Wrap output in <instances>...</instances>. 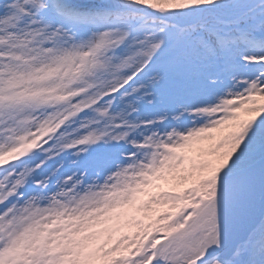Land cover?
Listing matches in <instances>:
<instances>
[{
    "label": "snow or ice",
    "instance_id": "obj_1",
    "mask_svg": "<svg viewBox=\"0 0 264 264\" xmlns=\"http://www.w3.org/2000/svg\"><path fill=\"white\" fill-rule=\"evenodd\" d=\"M0 264H264V0H0Z\"/></svg>",
    "mask_w": 264,
    "mask_h": 264
}]
</instances>
